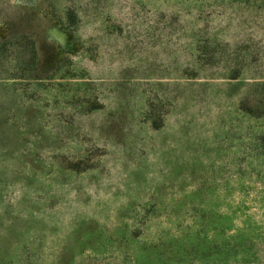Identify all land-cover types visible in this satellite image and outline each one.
<instances>
[{
  "label": "rangeland",
  "instance_id": "rangeland-1",
  "mask_svg": "<svg viewBox=\"0 0 264 264\" xmlns=\"http://www.w3.org/2000/svg\"><path fill=\"white\" fill-rule=\"evenodd\" d=\"M262 84L264 0H0V264H264Z\"/></svg>",
  "mask_w": 264,
  "mask_h": 264
},
{
  "label": "trees",
  "instance_id": "trees-1",
  "mask_svg": "<svg viewBox=\"0 0 264 264\" xmlns=\"http://www.w3.org/2000/svg\"><path fill=\"white\" fill-rule=\"evenodd\" d=\"M261 87H263V90H262V93H264V84H262V86ZM251 97H253V96H251V93H250V95L248 94H246L245 95V97L242 99V101H241V108L244 110V111H246V112H248V113H251V114H255V112L256 113H262V111L260 110V111H258L259 109H260V107L261 106H258V107H255V103H254V101L255 100H253ZM262 104H264V101H263V103ZM263 107V106H262ZM261 107V108H262ZM263 113H264V111H263Z\"/></svg>",
  "mask_w": 264,
  "mask_h": 264
}]
</instances>
